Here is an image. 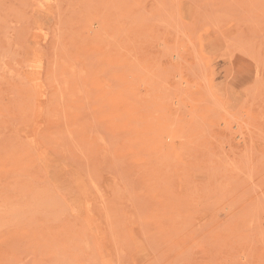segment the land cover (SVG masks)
<instances>
[{
  "label": "rangeland",
  "instance_id": "1",
  "mask_svg": "<svg viewBox=\"0 0 264 264\" xmlns=\"http://www.w3.org/2000/svg\"><path fill=\"white\" fill-rule=\"evenodd\" d=\"M0 264H264V0H0Z\"/></svg>",
  "mask_w": 264,
  "mask_h": 264
},
{
  "label": "bare ground",
  "instance_id": "2",
  "mask_svg": "<svg viewBox=\"0 0 264 264\" xmlns=\"http://www.w3.org/2000/svg\"><path fill=\"white\" fill-rule=\"evenodd\" d=\"M37 64H38V63H37ZM39 65H40V63H39L38 65H36V66H35V64H34V68H35V67H38ZM41 66H42V65H41ZM31 68H32V67H31ZM38 68H39V67H38ZM40 68H41V67H40ZM33 70H34V69H33ZM15 169H16V168H15ZM15 169H14V170H15Z\"/></svg>",
  "mask_w": 264,
  "mask_h": 264
}]
</instances>
